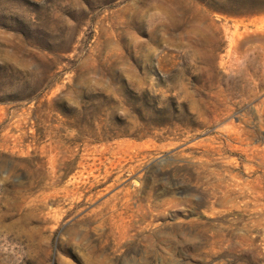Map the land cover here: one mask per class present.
<instances>
[{"label":"rangeland","instance_id":"rangeland-1","mask_svg":"<svg viewBox=\"0 0 264 264\" xmlns=\"http://www.w3.org/2000/svg\"><path fill=\"white\" fill-rule=\"evenodd\" d=\"M0 264H264V0H0Z\"/></svg>","mask_w":264,"mask_h":264},{"label":"bare ground","instance_id":"bare-ground-1","mask_svg":"<svg viewBox=\"0 0 264 264\" xmlns=\"http://www.w3.org/2000/svg\"><path fill=\"white\" fill-rule=\"evenodd\" d=\"M217 114V113H216ZM223 114V113H222ZM211 118V117H210ZM215 118V117H214ZM229 140V139H228ZM206 161V160H205ZM230 178V177H229Z\"/></svg>","mask_w":264,"mask_h":264}]
</instances>
